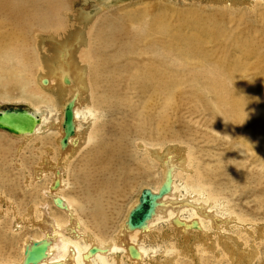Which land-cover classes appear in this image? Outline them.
I'll return each mask as SVG.
<instances>
[{
	"label": "rangeland",
	"instance_id": "1",
	"mask_svg": "<svg viewBox=\"0 0 264 264\" xmlns=\"http://www.w3.org/2000/svg\"><path fill=\"white\" fill-rule=\"evenodd\" d=\"M219 1L221 0H74L70 3L67 12L63 14L65 16H63V30H61V27L58 28L59 31H62L61 35H59V41L56 40L57 34H55V31L43 33L45 36L39 33L43 40L39 38L35 40L37 33L32 32L30 34L32 42L30 41L31 44L26 45L25 51L33 55L34 59L36 58L35 62H33L34 67L32 69L31 79H26L24 70H17L20 68V65L18 67L17 63L20 62L18 60H16V62L11 58L10 56L12 55L7 52L8 50L3 49L5 44L1 45L0 43V110L22 107L33 112L36 108H39V112L50 110L51 112L60 111L62 114L61 106L66 104L69 98H71V92L68 91L66 96L64 94L58 99L55 95L57 90L45 89L42 85L41 87L43 88H41L39 78L37 77H42V74H40L41 71L44 70L42 60L51 56L47 54H51V51L55 50L61 40H66L70 35H72L73 39L71 38L69 42L64 44L65 49L63 52L74 54L72 57L84 61L83 63V61L80 60L82 62H80V64L84 67V76L86 75L84 78L87 81V97H90V101L94 103L98 110L100 101L104 97L103 95H106L107 89L111 87L110 97L117 101L108 109H99L96 111L95 115L97 117V122L95 124L94 121L89 122V125L81 131L80 137L78 138L79 143V139H81L85 133L89 136V134L93 132V140L85 144L86 148L82 151L87 150L85 153L82 152L79 155V151L76 152V150L73 151V149H71L63 159H60L61 154L60 151L57 150L59 147H57L56 144V136L58 137L59 135L57 130H48L49 133L46 131L43 135L34 136L26 141L20 138H14L13 136L10 137L7 132L0 131V193L10 198L16 208L18 217L22 218L28 211L27 209L43 202L46 197L45 191H47L48 186L52 184L54 174L51 167L50 170L38 176L39 178L35 176L36 168L41 166L42 162L46 167L49 164H52V166L58 164L66 166V173L64 174L66 187L62 193H65V196L72 197L70 199H78L77 201L81 202L82 196L79 195L80 192L76 184V179L80 176V173H85L92 168L89 163H84V159H86L89 152L92 151L96 153L108 143L114 142L120 138L122 145L120 155L122 154L123 156H119V161L122 162L121 166L123 167L121 170H119L121 166L118 170H115L113 167H107V173L111 177H115L117 174L118 178L125 179V166H129L127 168L128 175L126 177L130 178V180L132 179L131 184L128 183V187L125 185L124 187L127 188L123 190L122 196L117 198L116 209L110 221L106 220L104 215L96 214L93 210H90L89 206H87L89 208L88 213L93 214V219L89 215L80 212V208H76L75 206V211L79 214L80 220L82 221L80 229L83 233L86 231V233H91L93 236L101 237L102 241L106 242L112 240L120 230L122 223L126 221L127 215L134 206L135 201H138L141 191L144 189L156 190L157 187L164 183L163 161L167 158L168 154L170 156L174 155L175 159L179 156V162H182V160L185 161L186 156H188L189 161L184 164H190L192 170L190 169V172L187 173L189 170L186 168L187 170L180 169L175 172V182L177 186L179 185L177 197L186 200L188 203H193L192 205L202 203L203 199L207 197L206 192L203 193V196L193 197L195 194L186 192V189L190 186H197L199 182L204 181V183L210 187L213 198L218 201V205L215 203L216 208H214L213 205L210 206L212 209L211 213L214 215L217 214V212L222 214H218V217L225 221V223L221 224L223 228L221 227L222 229H218V232L205 223V226L209 228L208 231L211 234V238L208 241H211L209 244L206 240L207 238H205L206 236L202 239V237L200 238L197 235H187V237L182 240V243L185 242L182 245V253V251H177L181 249L176 248V244H174L176 242L174 235L175 231L170 227L171 225L169 222L166 220L158 222L156 227L160 238L151 241L156 248L160 247L162 250L166 251L164 255L157 259L158 264H238L237 261L240 260L238 257H243L245 259L241 260V264H264V133L261 134L260 132L261 127H264V63L257 64V59L260 60L261 58L264 60V0H231L234 2L232 10V2L230 3L229 0H223L224 2ZM236 2H239V6ZM247 2L250 6H248L249 4H247ZM243 3L246 4L244 5ZM256 3L257 7L255 5ZM226 8L228 10L222 11ZM220 9L222 10L220 11ZM79 13L81 15H78ZM85 14L88 16L87 18ZM220 14L224 16L222 20L219 19L221 17ZM241 14L243 15L241 16ZM209 16L214 20L219 19L217 21L219 24L218 29L223 31V34L226 33L225 36L222 34L224 36H222V40L220 36L218 37L219 40H216L219 41V43L221 42L220 44L210 38L211 35L205 31L206 27H203L204 25L202 26L201 24V22L205 23ZM83 18H86V20ZM92 24H94V26ZM90 25L94 27V29ZM9 26L10 25L7 24H0V32L8 31L11 28H9ZM172 26L175 28H172ZM154 27L157 28L154 30ZM169 30H171V33L167 32ZM59 31L56 32L60 33ZM74 33H76V35L83 34L82 40H79L77 36L75 38L73 35ZM197 33L198 35L195 36ZM187 34H190V36L188 35V37ZM86 35L88 36V40ZM110 36L113 37L108 41ZM178 36H180L182 40L177 38ZM192 36L197 37L199 42L194 41L190 43L187 41ZM53 38L54 40H52ZM247 38L249 42L255 43L253 47L251 45H246L251 52L254 53L255 51V53L250 56L242 55L240 52V42ZM101 39L103 41H101ZM48 40L50 41L49 43ZM78 41L83 42L80 43ZM138 41L141 43H138ZM209 41L213 42L210 44ZM105 42L109 49H115L117 45L121 44L120 52L125 54L121 61H118V55L116 53H109L102 57L107 63L106 66L104 65L100 69L98 68L100 65L96 64V66L88 69V62L91 58L87 53L84 55L82 52L77 54L78 57L75 56L74 48H79V52L81 49H85V52H87L88 49L92 47L91 51L94 52L98 49V46L103 45ZM200 42L203 43V45H201ZM205 42H208L207 45ZM198 43L202 48L201 51L204 56L206 53H209L208 55L206 54L207 57L209 56V59L207 58L208 60L206 56L204 58L203 56H193V48L191 47H193V45L194 47L199 45ZM213 43H217V45ZM175 44L182 48H176L177 46L172 47L175 46ZM191 44L192 46H189ZM164 45L165 48H163ZM210 45H212V47ZM221 48L223 49L219 51ZM233 48L236 51L233 50ZM230 49H232V51H230ZM180 51H182V53L185 51L189 54L186 53L184 55ZM63 52H56V60L60 56H63ZM180 53L181 55L179 56ZM210 53L214 55L213 58ZM41 54H44V57L41 56ZM188 55L190 56L189 59ZM154 57L156 58L154 59ZM153 60L155 61V65L159 66V71L160 69L162 72L164 71L161 75L166 73L170 76L169 83L165 82L162 87V92L158 91L157 95L154 97L151 88L148 89V87H150L147 85L149 84V82H147L148 80H136L138 82L136 85L131 83L132 71L135 72L137 69L148 67ZM104 61H100V63ZM115 62L118 64H115ZM198 62H200L199 65ZM229 63L237 67L231 70L233 66ZM39 65H42V68H40ZM52 65L55 67L56 63H52ZM222 65H226V67L223 69ZM202 66H204L205 69ZM173 67H177L176 69L178 72ZM85 68H87V70ZM112 72H117L118 77H120L119 81L116 80L112 82L106 79V76H109V73ZM125 74L128 75V79L124 80L121 84V75ZM208 76L210 78H208ZM198 77L200 79H198ZM36 79H38V82H36ZM228 79L231 80L229 81ZM229 82L231 85L226 86ZM232 82L236 84L233 85ZM20 84L22 86H20ZM167 85L170 87H167ZM230 87L231 89H229ZM31 88L35 91L33 95L32 90H29L30 93L28 92V89ZM50 90H53L54 93ZM145 94L149 96V98L145 97ZM217 94L218 96H216ZM234 94H241L247 99L257 100L255 105H251V113L255 114V117L259 119L257 122L252 121L250 123L247 120L248 122H244L242 125L240 116L236 113V108L230 103V99ZM41 95L43 96L42 101L41 99L38 100L41 98ZM34 96L35 98H33ZM143 96L145 98H143ZM140 97L141 100H139ZM46 98L50 101L48 102ZM169 98L171 99L170 101ZM144 99H147L146 102ZM154 99L156 100L154 101ZM163 101L166 103H163ZM148 109L149 111H153L148 112ZM149 115L152 120H149ZM146 116L149 121H147ZM247 118L251 119L249 116H247ZM121 121L125 123V130L123 129L122 132L120 127L117 126ZM131 122L133 124H131ZM90 123H92V125ZM153 123L156 125L154 126ZM118 128L120 132L117 134ZM144 130L147 134L145 132L143 133ZM152 139L156 141H152ZM85 145H83V147ZM160 148L162 149L160 150ZM147 152H153L155 155ZM144 155L146 157H144ZM151 164H153L152 168ZM185 166L187 167V165ZM137 171H139V175ZM194 171L196 173H194ZM130 172H132V175H130ZM141 172H143V174ZM197 173L200 179L197 178ZM124 183L126 184V181H124ZM192 199L197 203L191 202ZM48 202H50V200ZM188 208L187 210L190 211L191 207ZM56 215L60 219L65 220V216L59 213H56ZM232 215L234 217H232ZM3 218L4 217H2V220L5 221L2 222L3 225L0 227V262L4 264H15L21 256V248L25 237H39L41 236V232L38 231L39 229L37 227H30L28 224L23 225L21 229L14 230L13 224L15 222V217L9 216L5 219ZM33 218L40 219L41 216L36 213ZM181 218L187 220L189 219V214L184 213L181 215ZM11 222L13 223L10 225ZM234 222H236V225ZM226 226H228V228ZM8 228L11 229L8 231ZM212 232L215 234H212ZM219 232L220 234L218 235ZM169 234L171 236H169ZM196 238L205 241V245L201 244ZM219 239H221L220 242L224 245L226 243L229 245L227 242L229 240L236 244L235 247L232 246V249L235 248L237 252L230 249V251L237 256L234 260L231 261V259H229L230 257L226 252L227 249L218 245L217 241H219ZM147 241L150 240L147 239ZM214 252H216V254ZM248 252L251 253L248 254V257L242 256V253ZM148 262L149 261H146V263Z\"/></svg>",
	"mask_w": 264,
	"mask_h": 264
},
{
	"label": "bare ground",
	"instance_id": "2",
	"mask_svg": "<svg viewBox=\"0 0 264 264\" xmlns=\"http://www.w3.org/2000/svg\"><path fill=\"white\" fill-rule=\"evenodd\" d=\"M74 0H0V24H7L10 25L9 26V30L5 31V32H0V43L5 44L3 49H7L8 53H10L11 58H13L15 61L18 60L20 63H17L18 67L20 65V68H18L17 70H24V74L26 75V79H31V74H32V69L34 67V63L35 59L34 56L31 55L29 52L25 51V47L26 45H30L31 44V39H30V34L32 32L37 33L36 38L41 39V35H43V33L45 32H49V31H55V34H57L56 36V40L59 41V35H61L63 30V14H65V12H67L68 8L70 7V3L73 2ZM200 1V0H199ZM204 1V0H203ZM216 1V0H215ZM218 1V0H217ZM223 1V0H221ZM219 1V2H221ZM228 1V0H227ZM230 3L232 2L231 0H229ZM234 1V0H233ZM246 1V0H245ZM244 1V2H245ZM218 2V4H219ZM224 2V1H223ZM240 2V1H239ZM239 2L238 6H239ZM86 3V2H85ZM208 3V1H207ZM217 3V2H216ZM234 2L231 3V10L232 5ZM235 3V4H236ZM255 3V2H254ZM222 4V3H221ZM244 4V3H243ZM246 4V3H245ZM244 4V5H245ZM247 4H249L247 2ZM252 4V3H251ZM243 5V6H244ZM257 7V3L255 4ZM254 5V7H255ZM202 6V5H201ZM235 6V5H234ZM250 6V4L248 5ZM221 7V6H220ZM236 7V6H235ZM234 7V8H235ZM242 7V6H241ZM215 8V7H214ZM217 8V7H216ZM222 8V7H221ZM240 8V7H239ZM250 8V7H249ZM237 9V8H235ZM245 9V8H244ZM256 9V8H255ZM101 10V9H100ZM99 10V11H100ZM222 9H220L221 11ZM224 10H228L223 9ZM251 10V9H250ZM71 11V10H70ZM98 11V10H97ZM217 11V10H216ZM244 11V10H242ZM252 11V10H251ZM100 13V12H99ZM70 14V13H67ZM223 14V13H222ZM222 14H220V18L219 19H223L224 16H222ZM78 15H81L80 13ZM243 14H241L242 16ZM86 16V14H85ZM84 16V17H85ZM90 16V15H89ZM98 16V15H97ZM65 17V16H64ZM88 16H86L87 18ZM86 18H83L86 20ZM75 19V18H74ZM81 19V18H80ZM82 19V20H83ZM218 19V20H219ZM79 20V19H78ZM77 20V21H78ZM218 20H214L212 19L210 16L207 18V21L205 23H202L203 27H206L205 31H207L210 35H211V39L213 41H216L218 39V37H221V40L223 39V37L226 35L223 34L224 32L219 30V24H218ZM81 21V20H80ZM84 21V20H83ZM79 22V21H78ZM85 22V21H84ZM220 22V21H219ZM87 23V22H86ZM89 23V22H88ZM91 24V23H90ZM65 25V24H64ZM86 25V24H85ZM89 25V24H88ZM94 26V24H92ZM200 25V24H199ZM84 26V25H83ZM87 26V25H86ZM91 26V25H90ZM201 26V27H202ZM59 27H61V30L59 31ZM92 27V26H91ZM81 28V26H80ZM88 28V27H87ZM94 29V27H92ZM157 27H154V30ZM172 28H175L172 26ZM171 28V29H172ZM67 29V28H66ZM89 29V28H88ZM153 29V28H152ZM151 29V30H152ZM160 29V28H158ZM177 29V28H176ZM81 30V29H80ZM79 30V31H80ZM161 30V29H160ZM159 30V32H160ZM167 30V29H166ZM173 30V29H172ZM175 30V29H174ZM59 31L60 33H57ZM78 31V29H77ZM86 31V30H85ZM84 31V32H85ZM97 31V30H96ZM158 31V30H157ZM171 30L167 31L170 32ZM176 31V30H175ZM178 31V30H177ZM197 31V30H196ZM225 31V30H224ZM67 32V31H66ZM76 32V31H75ZM93 32V31H92ZM174 32V31H173ZM228 32V31H227ZM39 33H42L41 35ZM51 33V32H50ZM54 33V32H53ZM87 33L89 34V32L87 31ZM171 33V32H170ZM176 33V32H175ZM178 33V32H177ZM86 34V33H85ZM92 34V33H91ZM166 34V33H165ZM183 34V33H181ZM195 34V33H194ZM224 36H223V35ZM233 34V32H232ZM237 34V33H236ZM49 35V34H47ZM51 35V34H50ZM65 35V34H64ZM63 35V36H64ZM67 35V34H66ZM74 37L82 40V35H76V33L73 34ZM93 35V34H92ZM91 35V38H92ZM162 35V33H161ZM180 35V34H179ZM190 36V34H187V36ZM193 35V34H192ZM198 33L195 35L197 36ZM205 35V34H204ZM45 36V34L43 35ZM53 36V35H52ZM163 36V35H162ZM175 36V35H174ZM181 36V35H180ZM180 36H178L177 38H180ZM183 36V35H182ZM188 36V37H189ZM192 36L190 37L187 41H189L190 43L194 42V41H198V38ZM201 36V34H200ZM208 36V35H206ZM223 36V37H222ZM229 36V35H228ZM48 37V36H47ZM62 37V36H61ZM113 36H110L109 40H111ZM171 37V36H169ZM199 37V36H198ZM50 38V37H49ZM47 38V39H49ZM52 38V37H51ZM72 38V35H70L69 37L66 38V40H61V42L58 44V46L55 48V50H52L50 53L51 54H47V55H51L45 59L42 60V64L44 66V70H40L42 74L41 78L40 76L37 77L39 78V84L40 87L41 85L43 87H45V89H56V96L59 98H61L64 94L66 96V94L68 93V91L71 92V98H69V100L66 102V104L61 106V112L60 111H54L51 112L50 110L46 111V112H39L40 109L36 108L32 114L36 117H38L40 119L39 124L36 126L37 128L35 129L34 133L30 134V135H24V136H15L12 135L10 133H8L10 135V137H14V138H20L23 139L24 141L33 138L34 136H41L43 135L46 131L48 132V130H57L59 135L58 137L56 136V144H57V150L60 151L61 154V158L63 159L65 157V155H67L69 153V150L73 149V151L76 150V152L79 151L78 155L82 152L85 153L84 150L82 151L84 148H86V143H90L93 140L92 134H89V136L85 133V135L79 139L80 143L78 142V138L80 137V133L81 131L87 127L89 125V122H93L94 124L97 122V117L95 115V112L98 111L99 109H108L112 106V104H115V99L111 98V87L107 89V94L103 95L104 97L102 98V100L100 101L98 110L96 108V106L94 105V103L92 101H90V97H87V91H86V87H87V81L85 80V76H84V72L83 69L84 67L81 66L80 62L83 61L81 59L72 57V55L74 56V54H70L69 52H63L64 48V44L69 42V40ZM86 38L88 40V36L86 35ZM172 38V37H171ZM201 38V37H200ZM199 38V39H200ZM229 38V37H228ZM246 38V37H245ZM46 39V38H44ZM73 39V38H72ZM94 39V38H93ZM182 40V38H180ZM206 39V38H205ZM264 39V38H263ZM43 40V39H41ZM54 40V38L52 39ZM125 40V39H124ZM131 40V39H130ZM185 40V39H184ZM209 40V39H208ZM219 40V39H218ZM226 40V39H225ZM228 40V39H227ZM31 41V42H30ZM101 41H103L101 39ZM123 41V40H122ZM129 41V40H128ZM186 41V42H187ZM211 41V42H213ZM256 41V40H255ZM34 42V40H33ZM45 42V41H44ZM47 42V41H46ZM50 41L48 40V43ZM77 42V41H76ZM80 42V41H78ZM83 42V41H82ZM80 42V43H82ZM199 42V41H198ZM210 42V41H209ZM210 42V44H211ZM219 43V41H216ZM223 42V41H222ZM259 42V41H258ZM257 42V43H258ZM52 43V42H51ZM86 43V42H85ZM118 43V42H117ZM138 43H141L140 41H138ZM171 43V42H170ZM173 43V42H172ZM201 43V42H200ZM206 45L208 42H205ZM221 43V42H220ZM219 43V44H220ZM241 44L239 46L240 47V52L242 53V55H246V56H250L254 53L251 52L246 45H251L252 47L255 45V43H251L248 41V38L242 42H240ZM116 44V43H114ZM148 44V42H147ZM161 44V43H160ZM199 44V43H198ZM214 44V43H213ZM212 44V45H213ZM225 44V43H224ZM41 45V44H40ZM123 45V44H122ZM134 45V44H133ZM137 45V44H136ZM144 45V44H143ZM154 45V44H153ZM163 45V44H162ZM166 45V43H165ZM165 45L163 48H165ZM173 45V44H172ZM201 45H203V43H201ZM212 45H210L212 47ZM214 45H217L214 44ZM237 45V44H236ZM43 46V44H42ZM71 46V45H69ZM73 46V45H72ZM77 46V44H76ZM79 46V45H78ZM120 46L121 44L117 45V47L115 49H109L107 43L105 42L103 45L98 46V49L96 51H91V48L88 49L87 52H85V49L79 52V48L76 49L74 48V52H75V56H77L78 53H82L85 55L87 53V55L91 58V60L88 62V69H90L93 66H96V64H99L100 66H98V68H102L104 65L106 66L107 63L104 61V59H102L103 56H106L109 53H116L118 55V61H121V59L124 57L125 54H122L120 52ZM124 46V45H123ZM149 46V45H148ZM171 46V45H170ZM177 45L175 44V46L172 47H176ZM189 46H192L189 45ZM205 46V45H204ZM209 46V45H208ZM227 46V45H226ZM47 47V46H46ZM85 47V45H84ZM133 47V46H132ZM155 47V46H154ZM207 47V46H206ZM222 47V46H221ZM232 47V46H230ZM234 47V45H233ZM49 48V45H48ZM71 48V47H69ZM73 48V47H72ZM82 48V47H81ZM125 48V47H124ZM141 48V47H140ZM162 48V49H163ZM176 48H182L180 46H177ZM192 54L193 56H203V58L206 56H204V54L202 53V48L199 45L195 46L193 45ZM205 48V47H204ZM203 48V49H204ZM209 48V47H208ZM220 48V47H219ZM237 48V47H236ZM47 49V48H46ZM51 49V47H50ZM175 49V48H174ZM184 49V48H183ZM207 49V48H206ZM223 48L219 49V51H221ZM49 50V49H48ZM87 50V49H86ZM155 50V48H154ZM169 50V49H168ZM167 50V52H168ZM171 50V47H170ZM178 50V49H177ZM182 50V49H180ZM233 50H235L233 48ZM60 52V53H64L62 54L63 56L59 57L56 60V52ZM67 51V50H66ZM142 51V50H141ZM188 51V50H187ZM217 51V50H215ZM228 51V50H227ZM230 51H232V49H230ZM236 51V50H235ZM238 51V50H237ZM6 52V53H7ZM144 52V51H143ZM142 52V53H143ZM165 52V51H164ZM172 52V51H171ZM182 53V51H180ZM209 52V51H208ZM218 52V51H217ZM226 52V51H225ZM224 52V54H225ZM239 52V51H238ZM257 52V51H256ZM139 53V52H137ZM169 53V52H168ZM181 53L179 54V56L181 55ZM188 52L183 51L182 54H186ZM233 53V52H232ZM237 53V52H236ZM146 54V53H145ZM163 54V52H162ZM176 54V52H175ZM189 54V53H188ZM209 54V53H208ZM207 54V55H208ZM212 54V53H210ZM214 54V52H213ZM211 55L212 58L214 55ZM142 55V54H140ZM144 55V54H143ZM150 55V54H148ZM241 55V56H242ZM6 56V55H5ZM41 56L44 57V54H41ZM145 56V55H144ZM147 56V55H146ZM154 56V55H153ZM167 56V54H166ZM172 56V53H171ZM189 56V55H188ZM221 56V55H220ZM218 56V57H220ZM223 56V55H222ZM7 57V56H6ZM36 57V56H35ZM81 57V56H80ZM142 57V56H140ZM157 57V56H156ZM154 57V59L156 58ZM175 57V55H174ZM183 57V56H182ZM185 57V56H184ZM187 57V56H186ZM209 57V56H208ZM206 56V59L208 58ZM224 57V56H223ZM236 57V56H235ZM88 58V57H87ZM145 58V57H144ZM168 58V57H167ZM171 58V57H170ZM190 58V56L188 57V59ZM215 58V57H214ZM232 58V57H231ZM172 59V58H171ZM185 59V58H184ZM209 59V58H208ZM207 59V60H208ZM220 59H222L220 57ZM81 60V61H80ZM160 60V59H159ZM158 60V61H159ZM176 60V59H175ZM211 60V59H210ZM214 60V59H213ZM40 61V60H39ZM100 61H104L103 63H100ZM172 61V60H171ZM174 61V59H173ZM177 61V60H176ZM217 61V59H216ZM224 61V59H223ZM17 62V61H16ZM157 62V61H156ZM161 62V61H160ZM164 62V60H163ZM161 62V63H163ZM180 62V61H179ZM186 62V61H185ZM202 62V61H201ZM205 62V61H204ZM231 62V60H230ZM10 63V62H9ZM52 63H56L55 67H53ZM82 63V62H81ZM84 63V61H83ZM151 64H149L148 67H143L142 69H137L135 70V72L132 71V76H131V83H133V85L138 84V82L136 80H140V79H145L148 80L147 82H149V85L153 94V97L155 95H157L158 91L162 92V87L163 84L165 82L169 83V77L166 73L161 75V73H163L160 69H158L159 66L155 65V61L153 60L152 62H150ZM193 63V62H192ZM200 62H198L199 65ZM226 63V62H225ZM228 63V62H227ZM234 63V62H233ZM244 63V61H243ZM264 60L260 58L257 59V64H263ZM115 64H118L117 62H115ZM158 64V63H157ZM178 64V63H177ZM194 64V63H193ZM206 64V63H205ZM230 64V63H229ZM228 64V65H229ZM16 65V64H15ZM87 65V64H86ZM159 65V64H158ZM167 65V64H166ZM165 65V66H166ZM187 65V64H186ZM191 65V64H190ZM204 65V64H201ZM231 66H233L234 70L235 66L234 64H230ZM40 68H42V65H39ZM131 66V65H130ZM135 66V65H134ZM132 66V67H134ZM188 66V65H187ZM193 66V65H191ZM190 66V67H191ZM223 69L226 67V65H222ZM245 66V65H244ZM15 67V66H14ZM13 67V68H14ZM17 67V66H16ZM142 67V66H141ZM168 67V65H167ZM204 67V66H202ZM209 67V66H208ZM263 67V66H262ZM12 68V67H11ZM39 68V69H40ZM130 68V67H129ZM171 68V67H170ZM169 68V69H170ZM174 68V67H173ZM177 68V67H176ZM174 68V69H176ZM183 68V67H182ZM189 68V67H188ZM199 68V67H198ZM38 69V70H39ZM87 70V68H85ZM134 69V68H133ZM163 69V68H162ZM191 69V68H190ZM195 69V68H194ZM205 69V67H204ZM216 69V68H215ZM219 69V68H218ZM15 70V68H14ZM131 70V69H130ZM167 70V69H166ZM186 70V69H184ZM188 70V69H187ZM230 70V69H229ZM13 71V70H12ZM85 71V70H84ZM177 71V69H176ZM202 71V70H201ZM206 71V70H205ZM226 71V70H225ZM15 72V71H14ZM17 72V71H16ZM167 72V71H166ZM169 72V71H168ZM178 72V71H177ZM182 72V71H180ZM179 72V73H180ZM185 72V71H184ZM209 72V71H208ZM86 73V72H85ZM130 73V72H128ZM205 73V72H204ZM224 73V72H223ZM5 75H7L6 73H4ZM19 74V73H18ZM86 74H89L88 72ZM130 74V75H131ZM182 74H184L182 72ZM196 74V73H195ZM206 74V73H205ZM204 74V75H205ZM210 74V73H209ZM231 74V73H230ZM235 74V73H234ZM245 74V72H244ZM253 74V73H252ZM255 74V73H254ZM257 74V73H256ZM4 75V76H5ZM12 75V74H11ZM173 75V74H172ZM177 75V74H176ZM174 75V76H176ZM190 75V74H188ZM197 75V74H196ZM202 75V74H201ZM219 75V74H218ZM237 75V74H236ZM8 76V75H7ZM108 76V75H107ZM107 80H110L112 82L114 81H119L120 77H118L117 72H112L109 73V76L107 77ZM121 84L123 83L124 80L128 79V75H121ZM183 76V75H181ZM194 76V75H193ZM200 76V75H198ZM211 76V75H210ZM231 76V75H229ZM239 76V75H238ZM14 77V76H13ZM90 77V76H89ZM178 77V76H177ZM176 78V77H175ZM194 78V77H192ZM208 78H210L208 76ZM232 78V77H231ZM246 78V77H245ZM25 79V80H26ZM195 79V78H194ZM198 79H200L198 77ZM203 79V78H202ZM242 79V78H241ZM21 80V79H20ZM38 79H36V82ZM226 80V79H225ZM229 81L231 79H228ZM237 80V79H236ZM192 81V80H191ZM199 81V80H198ZM212 81V80H211ZM239 81V80H237ZM236 81V82H237ZM8 82V81H7ZM11 82V81H10ZM34 82V81H33ZM128 82V81H125ZM235 82V81H234ZM23 83V82H22ZM21 83V84H22ZM26 83V82H25ZM45 83V84H44ZM130 83V84H131ZM194 83V82H192ZM233 83V82H232ZM240 83V82H239ZM262 83V82H260ZM20 84V86H22ZM202 84V83H201ZM216 84V83H215ZM236 84V83H235ZM233 83V85H235ZM140 85V84H139ZM197 85V84H196ZM231 85V83L229 82L228 85ZM232 85V87H233ZM18 86V85H17ZM24 86V85H23ZM89 86V85H88ZM127 86V85H126ZM143 86V84H142ZM180 86V85H179ZM191 86V85H189ZM35 87V86H34ZM33 87V88H34ZM39 87V88H40ZM41 87V88H43ZM129 87V86H128ZM133 87V86H132ZM165 87V86H164ZM167 87H170L167 85ZM219 87V86H217ZM20 88V87H19ZM30 88V86H29ZM33 88L28 89L31 91ZM220 88V87H219ZM234 88V87H233ZM238 88V87H237ZM135 89V88H134ZM145 89V88H144ZM172 89V88H171ZM231 89V87L229 88ZM228 89V90H229ZM235 89V88H234ZM233 89V90H234ZM239 89V88H238ZM24 90V89H23ZM34 90V89H33ZM32 90V91H33ZM132 90V89H131ZM215 90V89H214ZM217 90V89H216ZM232 90V91H233ZM38 91V90H37ZM36 91V92H37ZM51 91V90H50ZM53 91V90H52ZM51 91V92H52ZM90 91V90H88ZM150 91V90H149ZM167 91V90H166ZM173 91V90H172ZM196 91V90H195ZM209 91V90H208ZM224 91V90H223ZM27 92V94H28ZM35 91H33L32 95L34 94ZM169 92V91H168ZM180 92V91H179ZM178 92V93H179ZM216 92V91H215ZM229 92V91H227ZM30 93V92H29ZM45 93V92H44ZM54 93V91L52 92ZM92 93V90H91ZM135 93V92H134ZM26 94V93H25ZM41 94V93H40ZM137 94V93H135ZM176 94V93H175ZM212 94V91H211ZM224 94V93H223ZM252 94V93H251ZM36 95V94H35ZM45 95V94H43ZM144 95V94H142ZM174 95V94H173ZM30 96V94H29ZM38 96V95H36ZM90 96V94H89ZM138 96V95H137ZM168 96V95H165ZM172 96V95H171ZM218 96V94L216 95ZM230 96V95H229ZM228 96V97H229ZM31 97V96H30ZM40 97V96H39ZM43 96L41 95V98H39L38 100L41 99ZM69 97V96H68ZM131 97V95H130ZM139 97V96H138ZM142 97V96H141ZM141 97L139 100H141ZM145 97L146 96L145 94ZM143 96V98H145ZM177 97V96H176ZM227 97V98H228ZM264 97V95H263ZM35 98V96L33 97ZM56 98V97H55ZM175 98V97H173ZM226 98V100H227ZM48 99V98H46ZM66 99V98H65ZM92 100V99H91ZM145 100V99H144ZM147 100V99H146ZM145 100V102H146ZM153 100V99H152ZM156 99H154L155 101ZM171 99L169 98V101ZM50 100L48 99V102ZM66 101V100H65ZM72 101L74 106H73V121H74V134L72 135V137H70L68 139V143H67V147L65 148H61L60 147V140L63 137V131H62V117H63V109L64 107L70 102ZM150 101V99H149ZM257 101V100H256ZM256 101L254 99H247L245 96H242L241 94H234L232 95V98L230 99V103L232 104V106L234 108H236V113L240 116L242 125L245 122H252V121H258V117H255V114H252V106L251 105H255ZM139 102V101H138ZM165 101H163L164 103ZM44 103V102H43ZM58 103V102H57ZM64 103V102H63ZM151 103V102H150ZM154 103V102H153ZM152 103V104H153ZM166 103V102H165ZM49 104V103H48ZM51 104V103H50ZM155 104V103H154ZM147 105V104H146ZM144 105V106H146ZM150 105V104H149ZM157 105V104H156ZM165 105V104H164ZM169 105V104H168ZM179 105V104H178ZM230 105V104H229ZM85 106V107H84ZM153 106V105H151ZM228 106V105H226ZM59 107V106H58ZM142 107V106H141ZM156 107V106H155ZM162 107V106H161ZM166 107V106H165ZM57 108V107H56ZM143 108V107H142ZM159 108V107H158ZM60 109V107H59ZM170 109V108H169ZM6 110V109H5ZM5 110H0V112H4ZM143 110V109H142ZM146 110V109H145ZM154 110V108H153ZM151 110V111H153ZM164 110V109H163ZM233 110V109H232ZM148 109V112H151ZM158 111V110H157ZM192 111V110H191ZM162 112V111H161ZM257 112V111H256ZM142 113V112H141ZM146 113V112H145ZM163 113V112H162ZM144 114V113H142ZM149 114V113H148ZM154 115V114H152ZM157 115V112H156ZM144 116V115H143ZM247 116H249L248 119ZM149 118L151 117L150 115L148 116ZM156 117V116H154ZM158 117V116H157ZM147 119V116H146ZM145 119V120H146ZM156 119V118H154ZM153 119V120H154ZM223 119V118H222ZM149 120H152L151 118ZM147 119V121H149ZM248 120V121H247ZM156 121V120H155ZM144 122V121H143ZM151 122V121H150ZM155 123V122H154ZM153 123V124H154ZM264 123V122H263ZM262 123V124H263ZM92 125V123H90ZM131 124H133L131 122ZM158 124V123H157ZM148 125V124H147ZM156 124H154L155 126ZM216 125V124H215ZM117 126L120 127L121 132L123 131V129L125 130V123L124 121H121L117 124ZM127 126V125H126ZM152 126V125H151ZM248 126V125H247ZM95 127V126H94ZM137 127V126H136ZM146 127V124H145ZM149 127V125H148ZM240 127V126H239ZM127 128V127H126ZM91 129V127H90ZM144 129V128H143ZM149 129V128H148ZM161 129V128H160ZM92 130V129H91ZM127 130V129H126ZM147 130V129H146ZM152 130V129H151ZM2 131V130H0ZM89 131V130H88ZM141 131V130H140ZM118 132H120L119 128L117 130V134ZM145 132V130L143 131V133ZM153 132V131H152ZM157 132V131H156ZM261 134L264 133V127H261L260 129ZM49 133V132H48ZM88 133V132H87ZM146 133V132H145ZM147 134V133H146ZM157 134V133H156ZM83 135V134H82ZM148 136V135H147ZM152 136V135H151ZM157 136V135H156ZM248 136V135H247ZM161 137V136H159ZM150 138V137H149ZM152 138V137H151ZM136 139V138H135ZM248 140V139H247ZM147 141V140H145ZM152 141H156L154 139H152ZM94 142V141H93ZM137 142V141H136ZM150 142V141H149ZM173 143V142H172ZM124 144V142H123ZM146 144V142H145ZM171 144V143H170ZM243 144V143H242ZM251 144V143H250ZM255 144V143H254ZM83 145H85L83 147ZM89 145V144H88ZM87 145V146H88ZM167 145V144H166ZM253 146V145H252ZM83 147V148H82ZM148 147V146H147ZM155 147V146H154ZM173 147V146H172ZM149 148V147H148ZM147 148V149H148ZM170 148V147H169ZM152 149V148H150ZM162 148H160L161 150ZM89 150V149H88ZM146 150V148H145ZM155 150V149H154ZM256 150V149H255ZM122 151V145H121V140L120 138L114 142H110L108 143L104 148H102L100 151H97L96 153H93L92 151L88 153L86 159H84V163H89L92 168L89 171H86L85 173H80V176L77 177V181L76 184L79 188V195L82 196V201H77L75 199H70L72 197H68L65 196V193H62V191L65 189L66 187V182L64 180V174L66 173V166L64 165H56V166H52V164H49L47 167L43 164H41V166L36 168V173L35 176H37L36 178H39L38 176H40L41 174L45 173V171L50 170V167L52 169V172L54 174V177L52 179V184H50L48 186V190L45 191L46 197L44 198V201L41 202L38 205H33L32 207H30V209H27L28 211L26 212V214L20 218L17 216V212H16V208L14 206V204L11 202L10 198H7V196L5 194L0 193V227L1 225H3V221L2 217H4L3 219H5L6 217H15V222L13 224L14 226V230L17 229H21L23 227V225H30V227H37L41 232V236L39 237H34V236H27L25 237V240L23 242L22 248H21V256L18 260L17 263L15 264H25L24 263V252L26 248L31 247L34 243H38L41 244L42 246H44L45 249V255L42 257V259L37 262L36 264H158V258L161 257L162 255H164L166 251L162 250L160 247L156 248V246L153 245V240H156L157 238H160V235L158 236V229L156 227V225L158 224V222L160 221H164L166 220L167 222H169V224L171 225L170 227L173 228V230L175 231L174 235L176 238V242L174 244H176V248H180L181 250H177V251H182L183 247L182 245L185 243H182V240L185 239L187 237V235L190 234V236L192 235H197L198 237H203L206 236L205 238H207V242L210 240V233H209V228H207L205 226V223H207V225H209V227H212L214 229L217 230V232L222 229L223 227L221 226V224L225 223V221H223L220 217H218L220 213L217 212V214H213L211 213V208L210 206L213 205L214 208H216V204L218 205V201L217 199L213 198V196L211 195V189L208 185H206L204 183V181L199 182V184L197 186H190L189 188L186 189V192H190L194 193L195 195L193 197H200L203 196V193L206 192L207 193V197L203 199L202 203H198V205H192L193 203H188L186 200H182L180 197H177V192H178V186L176 185L175 182V172L179 171L180 169L183 170H189L187 173L190 172L191 169V165L190 164H184L187 163L189 161L188 156H186L185 161L182 160V162H179L178 157L175 159L174 155H169L167 156V158L163 161V170H164V184L167 185L169 187V191L166 194H163L158 202H157V207L155 209L154 212V216L152 217V219L150 221H148L146 223V226L143 229H139V230H134V231H130L126 229L125 226V221L122 223V226L120 228V230L117 232V234L115 235V237L106 242V241H102L101 237L98 236H93L91 233L89 234L88 232L83 233L80 229L82 221L80 220V216L79 214L75 211V206L76 208H80V212H83L87 215H89L92 219H93V214L88 213L89 212V208L90 210H93L96 214H102L104 215V217L106 218V220L110 221L112 214H114L115 209H116V200L118 197L122 196V192L125 188L128 187V183L131 184V180L130 178L126 177L128 175L127 173V168L129 166H125V172H126V176L124 177L125 179H121L118 178L117 174L115 177H111L108 175L107 173V167H113L115 170H118L119 167L121 166V161H119V156L120 152ZM150 151V150H148ZM159 151V150H158ZM163 151V150H162ZM58 152V151H57ZM88 152V151H87ZM161 152V151H160ZM159 152V153H160ZM83 153V154H84ZM147 153H152V155H155V153L153 152H147ZM157 153V152H156ZM162 153V152H161ZM262 153V152H261ZM77 154V153H76ZM75 154V155H76ZM158 154V153H157ZM186 154V153H184ZM74 155V154H73ZM167 155V154H166ZM165 155V156H166ZM178 155V154H177ZM123 156V155H122ZM121 156V157H122ZM159 156V154H158ZM164 156V157H165ZM181 156V155H180ZM144 157H146L144 155ZM151 157V156H150ZM157 158V156H155ZM160 157V156H159ZM162 157V156H161ZM153 158V157H152ZM185 158V157H184ZM154 159V158H153ZM152 159V160H153ZM159 159V158H157ZM51 160V159H50ZM124 160V158H123ZM156 160V159H154ZM160 160V159H159ZM162 160V159H161ZM180 160V161H181ZM45 161V160H44ZM61 161V160H60ZM132 161V160H131ZM195 161V160H194ZM62 162V161H61ZM68 162V161H66ZM127 162V161H126ZM153 162V161H152ZM48 163V162H47ZM161 163V162H160ZM159 163V164H160ZM63 164V162H62ZM178 164V166H177ZM180 164V166H179ZM126 165V164H125ZM187 165V167L185 166ZM123 166L120 167L119 170L122 169ZM153 167V164H151V168ZM185 167V168H184ZM149 168V167H148ZM187 168V169H186ZM146 170V169H145ZM192 170V169H191ZM183 172V171H182ZM135 173V172H134ZM143 174V172H141ZM185 173V172H184ZM193 173V172H192ZM194 173H196L194 171ZM137 174L139 175V171H137ZM186 174V173H185ZM130 175H132V172H130ZM179 176V175H178ZM189 176V175H188ZM192 176V175H191ZM117 177V178H116ZM186 177V175H185ZM182 178V176H181ZM180 178V179H181ZM197 178H199L198 173H197ZM185 179V178H184ZM189 179L191 180L190 176ZM187 180V178H186ZM185 180V181H186ZM124 181H126V184L124 183ZM184 181V182H185ZM189 182V181H188ZM163 183V182H162ZM182 183V181H181ZM180 184V183H179ZM186 184V182H185ZM125 185H127V187H124ZM162 185V184H161ZM160 185V186H161ZM130 186V185H129ZM157 187L156 190H152V192L157 193L158 189L160 188ZM191 190V191H189ZM185 193V192H184ZM44 194V192H43ZM189 194V193H188ZM181 195V194H179ZM188 198V196H187ZM194 199V198H193ZM193 199L191 200V202H196L193 201ZM50 200V202H48ZM57 200H59V203L57 202ZM137 200V199H136ZM216 201V202H215ZM138 201H135L134 206L137 204ZM213 202V204H212ZM197 203V202H196ZM216 203V204H215ZM89 206V208L87 207ZM133 206V207H134ZM132 207V208H133ZM191 207V210L188 211L187 208ZM188 208V209H189ZM216 211V210H215ZM38 213L40 214L41 218H33L34 215ZM56 213H59L62 216H65V220L60 219ZM184 213H188L189 214V219H183L181 218V215ZM225 214V213H224ZM223 214V215H224ZM222 215V214H220ZM232 217H234L232 215ZM223 218H227V217H223ZM229 219V217H228ZM206 220V221H205ZM12 221V220H11ZM11 222L10 225L13 223ZM16 223V224H15ZM236 222H234L235 224ZM236 225V224H235ZM238 226V225H237ZM257 226V225H256ZM263 226V225H262ZM222 227V228H221ZM228 228V226H226ZM36 228V229H37ZM83 228V227H82ZM233 228V227H232ZM11 228H8V231ZM219 229V230H218ZM252 229V228H250ZM229 230V229H228ZM232 231V229H231ZM258 231V230H257ZM224 232V231H222ZM227 232V229H226ZM165 234V233H164ZM212 234H215L214 232H212ZM220 234V232L218 233V235ZM224 234V233H223ZM253 235V234H252ZM165 236V235H164ZM169 236H171L169 234ZM226 236V235H225ZM196 237V236H195ZM221 237V236H220ZM147 239H149L150 241H147ZM169 239V238H168ZM194 239V238H193ZM197 239V238H196ZM224 239V238H223ZM152 240V241H151ZM163 240V239H162ZM191 240V237H190ZM198 240V239H197ZM226 240V239H225ZM238 240V238H237ZM189 241V239H188ZM195 241V240H194ZM201 244L205 245V241L203 240H198ZM221 239H219L218 245L223 246L225 249H227V254L229 255V259L234 260L235 257V253H232L231 250H234V252H237L235 250V248L232 249V246L235 247L236 244L234 242H228L229 245H227V243L224 245L222 242H220ZM159 242V241H158ZM211 242V241H210ZM208 242V244L210 243ZM214 242V241H212ZM192 243V242H191ZM190 243V244H191ZM189 244V243H188ZM198 244V243H197ZM169 245V244H168ZM212 245V244H211ZM163 246V245H162ZM206 247V246H205ZM210 247V246H208ZM131 248L137 251V255L132 256L131 254ZM185 248V247H184ZM195 248V247H194ZM240 248V246H239ZM95 249V253H91V250ZM207 249V248H204ZM224 249V250H225ZM251 249V248H250ZM253 249V248H252ZM200 250V249H199ZM168 251V250H167ZM191 252V251H190ZM183 253V251H182ZM216 254V252H214ZM179 254V252H178ZM251 253H242V256H246L248 257ZM214 255V254H213ZM182 256V255H181ZM204 256V255H203ZM240 256V255H239ZM164 257V256H163ZM192 257V256H191ZM182 258V257H181ZM219 258V256H218ZM240 258V260H238V264H241V260H243V257H238ZM184 259V258H183ZM247 259V258H246ZM192 260V259H191ZM245 260V259H244ZM251 260V259H250ZM146 261H149L148 263H146ZM171 261V260H170ZM174 261V260H173ZM189 261V260H188ZM195 261V260H194ZM197 262V261H196ZM236 262V261H235ZM247 262V261H246ZM251 262V261H250ZM0 264H4L3 262H0ZM189 264V263H188ZM199 264V263H198ZM245 264V263H244ZM248 264V263H247Z\"/></svg>",
	"mask_w": 264,
	"mask_h": 264
},
{
	"label": "water",
	"instance_id": "3",
	"mask_svg": "<svg viewBox=\"0 0 264 264\" xmlns=\"http://www.w3.org/2000/svg\"><path fill=\"white\" fill-rule=\"evenodd\" d=\"M73 106V102L70 101L63 109V137L60 140L61 148L67 147L68 139L74 134ZM39 122L40 119L26 108H7L3 113L0 112V130L15 136L34 133ZM164 183L160 186L157 193L152 192L150 189L141 191L137 204L127 215L125 221L127 230L134 231L143 229L146 223L152 219L159 198L170 190ZM57 202L59 203V200ZM45 249L44 246L38 243H34L31 247L26 248L24 252V263L36 264L45 255ZM91 253H95V249H92ZM131 254L135 256L137 255V251L131 248Z\"/></svg>",
	"mask_w": 264,
	"mask_h": 264
}]
</instances>
